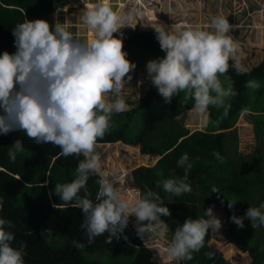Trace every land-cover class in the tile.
Listing matches in <instances>:
<instances>
[{
    "label": "clouds",
    "instance_id": "1",
    "mask_svg": "<svg viewBox=\"0 0 264 264\" xmlns=\"http://www.w3.org/2000/svg\"><path fill=\"white\" fill-rule=\"evenodd\" d=\"M127 19L123 12L113 8L111 0L87 3L80 20L93 33L90 41L78 38L57 22L51 27L46 20L26 19L12 29L16 51L0 54V134L22 131L37 144L58 147L65 157L83 156L75 179L56 184L54 194L66 206L82 210L81 228L87 234L88 245L105 233H108L106 243L111 244L114 237L123 234L130 215L136 217V232L143 243L146 234L163 238L169 231L161 217L171 216V211L161 195L149 190L129 202L121 186H115L118 177L104 178L101 157L96 152L98 140L115 127L114 114L127 109L122 93L132 79L129 73L136 68L123 51L124 34L120 30L128 26ZM234 28L236 26L223 16L211 19L210 30L200 25L177 31L162 25L155 28L156 39L165 55L147 62L148 78L153 85L148 84L146 92L140 95L142 99L154 86L166 104L181 93L185 100H192L191 111L205 126L213 123L209 113L212 107L223 109L216 122L227 118L231 108L229 101L238 95L232 78L227 75L229 61H233L231 67L237 74L248 71L235 56L237 45L230 35ZM245 87L255 91L260 83L252 79ZM245 111H249L252 118L254 114L264 113ZM23 151V142L15 140L8 153L10 160L15 161L17 153ZM213 155L222 162L219 153ZM177 166L184 168V176L165 179L162 188L180 197L192 191L187 181L193 164L187 153L182 154ZM92 175L101 177L95 202L87 189ZM45 182L48 186L49 179ZM160 186L158 183L157 187ZM212 192L218 189L213 187ZM4 203V198L0 197V212ZM233 205L229 201L230 209ZM53 207L58 208V204ZM262 210L264 203L249 207L244 217L233 215L231 219L239 228L244 227V219H249L253 228L264 226ZM11 227V221L0 217V264H25L27 245L21 242L19 247L13 246L15 236L9 230ZM221 227L222 222L212 208L206 209L203 217L186 218L168 242L167 255L177 261L176 264L192 260L193 253L204 246L208 231L219 232ZM75 243L77 248L85 246ZM145 246L153 256L154 251L158 253L157 248ZM205 255L214 259L215 253Z\"/></svg>",
    "mask_w": 264,
    "mask_h": 264
},
{
    "label": "trees",
    "instance_id": "2",
    "mask_svg": "<svg viewBox=\"0 0 264 264\" xmlns=\"http://www.w3.org/2000/svg\"><path fill=\"white\" fill-rule=\"evenodd\" d=\"M69 1L78 3L80 0H0V54L16 51L12 29L18 23L26 19L48 21L51 4ZM121 32L124 34L123 51L136 67H146L148 61L165 55L156 39L155 29L137 28ZM232 63L230 60L227 75L232 78L238 95L229 101L231 108L227 118L216 122L223 109L212 107L209 113L213 123L204 130L191 132L176 118L190 110L193 101L185 100L181 93L166 104L152 86L144 103L139 102L133 110L114 114L115 127L98 140L96 152L100 153L108 143L122 141L138 146L143 155L149 156L150 164L130 171L132 186L140 191V195L151 190L164 199L171 216L161 219L168 224L170 239L186 218L203 217L210 205L218 204L230 220L227 236L232 242L228 240L225 244L227 253H234L239 247L249 253L250 264H264V226L253 228L251 221L244 219V227L239 228L231 219L233 215L244 217L249 207L264 203V113L253 115L257 140L262 142L253 155L246 159L244 155L229 152L231 137L237 136L232 128L240 115L245 110L264 111V59L242 75L231 67ZM252 79L260 83L258 90L245 87ZM17 139L23 142L24 151L17 153L12 161L8 153ZM60 152L52 144H37L22 131L0 134V197L5 201L0 217L12 222L9 230L15 236L13 246L19 247L21 242L27 245L25 264H160L137 235L130 219L123 234L114 237L111 244L106 243L108 233H105L88 245L87 234L81 228L82 210L66 206L54 194L56 184L75 179L76 168L83 156L65 157ZM184 153L193 164L187 181L192 191L175 197L163 191L162 182L184 176V168L177 166ZM213 153H219L222 162ZM106 155L101 152L100 157L103 159ZM157 156L159 159L152 164ZM47 179L48 186L45 184ZM100 179V176L92 175L87 182L88 194L94 202ZM158 183L160 187H157ZM213 187L218 192H212ZM50 193L53 194L50 196ZM229 201L234 203L231 209ZM54 204H58V208L53 207ZM210 233L211 230L205 237L204 246L193 253L192 260L179 261L178 264H233L209 245ZM75 242L85 246L77 248ZM208 252L215 253L214 259L205 255Z\"/></svg>",
    "mask_w": 264,
    "mask_h": 264
},
{
    "label": "rangeland",
    "instance_id": "3",
    "mask_svg": "<svg viewBox=\"0 0 264 264\" xmlns=\"http://www.w3.org/2000/svg\"><path fill=\"white\" fill-rule=\"evenodd\" d=\"M90 2H95V0L51 4L52 8L47 22L51 27H54L57 22L78 38L90 41L93 33L80 20L81 13L85 11V5ZM111 4L115 10L123 12L128 17L126 21L128 26L121 29H127V31L136 28L155 29L161 25L166 29L172 27L173 31L185 30L194 25L210 30L211 19L223 16L230 24L236 26L230 35L236 42L235 56L241 65L250 69L264 58V0H111ZM129 75L132 79L126 84L122 93L127 104L125 111L135 109L139 102L144 103L146 100L140 95L146 92L145 88L149 83L153 85L148 78L146 67H136ZM138 99L142 100L138 101ZM251 118L249 111L243 112L232 128L237 134L231 137L229 152L232 155H244L248 159L260 147L262 142L257 140ZM176 119L190 131L206 128L201 118L196 116L191 109L177 116ZM136 148L123 142H116L115 144L108 143L101 150L107 154L103 159L101 158L104 178L118 177L120 184L117 182L115 186H121L122 194L129 202L140 195V192L132 186L130 171L138 165L150 164V161L142 157L144 155L140 148ZM101 152L98 153L100 156ZM208 208H212L213 214L222 222L219 232L211 230L209 245L221 252L233 264H250L249 253L242 251L239 247L234 253H227L228 248L225 244L229 240L227 232L230 225L227 212L218 204H212ZM130 219L136 228V217L130 215ZM170 240L167 234L163 238L148 234L144 238V243L157 248L158 253L154 251V257L158 258L162 264H176L177 261L171 259L166 252Z\"/></svg>",
    "mask_w": 264,
    "mask_h": 264
},
{
    "label": "crops",
    "instance_id": "4",
    "mask_svg": "<svg viewBox=\"0 0 264 264\" xmlns=\"http://www.w3.org/2000/svg\"><path fill=\"white\" fill-rule=\"evenodd\" d=\"M147 89V86H146V88H145V90ZM192 132V131H191ZM133 148H135V149H137L136 147H138V146H134V145H131ZM139 148V147H138ZM143 158H145L147 161H151L150 159H149V156H142ZM159 159V156H157V157H155L154 158V160L152 161V164L153 163H155L157 160ZM142 165H147V164H142Z\"/></svg>",
    "mask_w": 264,
    "mask_h": 264
}]
</instances>
